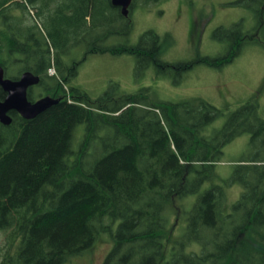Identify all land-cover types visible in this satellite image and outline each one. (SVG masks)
I'll list each match as a JSON object with an SVG mask.
<instances>
[{"label": "trees", "instance_id": "1", "mask_svg": "<svg viewBox=\"0 0 264 264\" xmlns=\"http://www.w3.org/2000/svg\"><path fill=\"white\" fill-rule=\"evenodd\" d=\"M234 3L254 13L253 28L219 26L212 35L223 54L172 64L160 58L164 37L155 30L130 42L133 27L111 0H0L5 76L30 71L40 80L28 99H57L34 118L10 111L11 123H0V264H66L100 236L111 242L103 264H264V155L216 175L235 137L264 147L257 101L229 110L202 97L152 98L150 87L128 93L111 83L92 95L74 83L92 54L132 55L139 73L220 67L248 44L264 46V0Z\"/></svg>", "mask_w": 264, "mask_h": 264}, {"label": "rangeland", "instance_id": "2", "mask_svg": "<svg viewBox=\"0 0 264 264\" xmlns=\"http://www.w3.org/2000/svg\"><path fill=\"white\" fill-rule=\"evenodd\" d=\"M234 1L168 0L156 7L135 8L130 42H136L145 30L153 29L164 37L160 57L163 61L176 64L194 61L202 56L216 57L226 51V45L212 35L217 27H227L241 20L244 28L250 30L255 24L254 13ZM153 8L157 12L163 8L161 10L164 12L157 14L152 11ZM112 40L122 42L123 38L113 37ZM81 55L82 52L76 50L73 57L80 58ZM74 80L92 95L101 94L112 83L118 84L119 90L128 93L150 87L147 94L156 99L187 98L194 101V98L202 97L218 108L229 110L247 100H255L264 112V46L248 44L230 63L220 67L199 62L185 70L168 71L154 66L139 73L132 55L92 54L78 67ZM217 120L211 125L213 129L220 127L223 122L222 118ZM150 126L153 128L154 124L150 123L148 128ZM248 143L249 136L244 134L223 147L221 161L216 168L218 177H228L233 171L232 165L240 157L255 155L258 150V154L264 155V147ZM239 186L240 189L237 186L229 189L230 200L239 195ZM178 226L174 225V236ZM2 239L0 236V242ZM110 246V240L100 236L88 252L66 264H103Z\"/></svg>", "mask_w": 264, "mask_h": 264}, {"label": "water", "instance_id": "3", "mask_svg": "<svg viewBox=\"0 0 264 264\" xmlns=\"http://www.w3.org/2000/svg\"><path fill=\"white\" fill-rule=\"evenodd\" d=\"M132 0H111L112 5L120 6L123 15H127L128 7ZM40 78L30 71L23 72L19 78L11 79L5 76L4 68L0 65V92L5 96L0 99V123H11L10 111L17 112L25 119L34 118L47 107L57 102L50 96L41 97L30 101L27 97L28 88L39 83Z\"/></svg>", "mask_w": 264, "mask_h": 264}, {"label": "flooded vegetation", "instance_id": "4", "mask_svg": "<svg viewBox=\"0 0 264 264\" xmlns=\"http://www.w3.org/2000/svg\"><path fill=\"white\" fill-rule=\"evenodd\" d=\"M143 0H132L131 1V3H130V5H129V7H128V13H127V15H123L122 14V12H121V7L120 6H114V7H118V9H119V12H120V14L123 16V18H125L126 19V21H127V23H130L131 24V26L133 27V24H134V18H133V10L135 9V8H140L141 9V7H143V5H141L140 4V2H142ZM168 0H164V1H161V2H159V3H157V2H155L154 4H152L151 6H157V5H161V4H163L164 2H167ZM187 3H189V2H187ZM112 4V3H111ZM135 5V6H134ZM161 9H163V8H161ZM161 9H159L158 10V12L161 14L162 12H164L163 10H161ZM152 11L154 12V11H156L157 12V10L155 9V8H153L152 9ZM158 12H157V14H158ZM31 87H33V86H31ZM30 88V87H29ZM28 88V89H29ZM36 100V99H35ZM17 113V112H16ZM106 256V255H105ZM105 258V257H104Z\"/></svg>", "mask_w": 264, "mask_h": 264}, {"label": "built area", "instance_id": "5", "mask_svg": "<svg viewBox=\"0 0 264 264\" xmlns=\"http://www.w3.org/2000/svg\"><path fill=\"white\" fill-rule=\"evenodd\" d=\"M48 72H49V74H53V73H54V69H53V68H50V69L48 70Z\"/></svg>", "mask_w": 264, "mask_h": 264}]
</instances>
